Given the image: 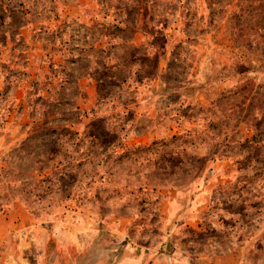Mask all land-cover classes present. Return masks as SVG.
<instances>
[{
  "label": "rangeland",
  "instance_id": "rangeland-1",
  "mask_svg": "<svg viewBox=\"0 0 264 264\" xmlns=\"http://www.w3.org/2000/svg\"><path fill=\"white\" fill-rule=\"evenodd\" d=\"M67 5L86 7L84 17L94 36L113 35L123 43L137 35L155 37L151 42L159 53L166 41L161 33H167L179 51L168 79L191 105L183 114L196 124L187 132L199 135L185 138L169 126L152 144L130 147L124 138L133 126L127 125L131 117L110 103L116 121L111 126L94 122L90 132L98 139L84 138L79 108L72 104L85 93L78 94L75 84L65 93L64 76L52 80L51 88L29 91L26 109L18 105L11 84L22 78L26 54L16 60L14 50L1 52L3 45L9 38L23 49L17 38L25 26L54 20L57 35L65 38L61 12ZM72 27L73 32L82 29ZM145 53L138 49L144 64L140 75H152L159 58ZM129 72L128 66L103 69V94L133 101L132 94L123 96L118 88ZM52 96L59 101H49ZM155 131L160 134V125ZM191 142L201 150L197 164L193 160L200 169L199 191L179 188L197 175L177 169L190 160L179 150ZM195 195L201 197L198 205L189 203ZM207 195L210 201L203 198ZM17 204L29 219L17 214L14 225L0 223L8 231L0 241V257L13 262L32 259L30 244L24 249L21 244L32 242L34 227L85 226L100 229L104 238L124 231L120 244L127 243L128 234L136 245L165 257L162 264L170 259L197 264L192 254L206 252L214 235L225 243V225L230 233L240 226L239 243L248 241L243 261L264 264V243L256 238L264 225L259 216L264 212V0H0V215Z\"/></svg>",
  "mask_w": 264,
  "mask_h": 264
},
{
  "label": "crops",
  "instance_id": "crops-1",
  "mask_svg": "<svg viewBox=\"0 0 264 264\" xmlns=\"http://www.w3.org/2000/svg\"><path fill=\"white\" fill-rule=\"evenodd\" d=\"M85 8L82 5H67L63 8L61 13L67 27L64 32L65 38L57 35L55 20L54 22H47L45 26L34 28H29V25L28 27L25 26L17 38L23 49L17 48L16 43L7 38L1 51L3 54L7 55L14 50L18 57L16 60L20 59V54H26L24 57L25 66L21 67L22 78L13 81L11 84L13 100H16L20 106L23 104L24 109H26L31 104L28 101L29 91H33L41 85H47L46 88H51L52 80L57 76H64L65 93L71 91L73 84L76 85L78 94L85 93L84 99L72 104V107L79 108V124L85 132L83 133L84 138L98 139L96 133L90 132L94 122L102 120L107 126H111L116 121L110 115V109L113 110L115 107L109 108V104L117 103L119 107L116 111L119 109L123 116L131 117L127 125L132 126L133 124V126L131 129L129 127L127 137L124 138L130 147L140 145L143 142L144 145L147 142L152 144L157 138L163 137L161 128L165 132L164 129H169V126L174 127L175 130L179 129V136L193 139L195 132H187V130L193 128L196 119L183 114L186 106L191 105L186 102L185 94H180L179 86H172L168 79L171 60L173 58L179 59V51H176V47L170 43L171 39L168 34L161 33L162 36H165L166 41L164 40L165 43L159 53L156 52V45L151 42L155 37L147 39L143 35H137L127 43H123L113 35L99 33L94 36L90 21L84 17ZM72 25H79L82 29L73 32L74 27ZM82 30L83 32H81ZM139 48L146 49V58H153L158 55L159 62L152 75H140L144 64L141 62L142 57L138 54ZM129 49L135 50V53L131 54ZM127 66L130 68L129 75L120 81L118 88L123 96L132 94L134 96L133 101L126 102L123 99L116 101V96L104 95L102 84L105 77L101 71L103 69L116 71ZM110 79L115 80L116 77L112 76ZM50 91L53 90L50 89ZM173 97L176 98L172 101ZM51 98L48 100L59 101L53 96ZM67 100L65 99V101ZM31 102L34 103L33 95ZM69 106L71 105L69 104ZM178 111L179 116L177 115ZM25 115L26 110L23 111L22 118ZM157 125H160V134L155 131ZM184 128H186L185 131H182ZM199 133L196 132L195 134L198 136ZM180 152L187 157L189 156L190 160L177 166L179 172H196L197 175L187 183H179V188H195L199 191L201 181L198 173L200 169L193 163V160L195 157L197 164L201 154L200 147L198 143L194 146L191 142L190 146L179 150ZM210 183L215 184V181H210ZM200 198V195H195L194 198H190L189 203L198 205ZM203 198L208 200L210 196H203ZM176 200H179V197ZM225 213L229 217L235 216V220L239 219L232 212ZM17 214L25 215L29 219L24 208L17 204L5 214L0 215V223L2 220L5 222L9 220L10 226L14 225L15 220H18ZM191 215L195 214L191 213ZM259 216L263 218L264 212ZM27 223L28 220L24 221L23 219L21 221L22 225H27ZM239 227H231L230 233L224 225L221 237L225 243L217 240L214 235L213 241L207 245L206 252H197L191 257L200 260L197 264H247V258L245 257L246 261H243L244 256L242 254L245 248L243 244H246L247 247L248 241L239 243L236 231ZM261 227L256 238L264 243V225ZM21 232L23 230H18L15 233ZM118 233L117 237L111 235L109 238V235H106L104 238L105 234H102L98 228L75 226L46 229L37 226L32 231V242L26 243L25 241L21 244L23 249L30 244L29 246L33 250L32 259L13 262L2 258L1 255L0 264H152L153 260H157V264H162L165 261V257L157 255L151 247L136 245V241L132 240L128 234V238L125 237L127 243L120 244V235L122 234L124 237L125 232ZM7 234V229L0 228V241ZM1 248L2 245H0V253L2 252ZM261 250L264 252V247ZM170 261L172 264V259Z\"/></svg>",
  "mask_w": 264,
  "mask_h": 264
}]
</instances>
